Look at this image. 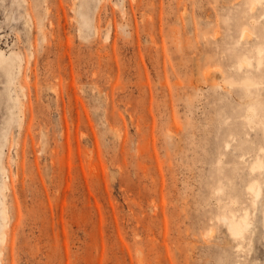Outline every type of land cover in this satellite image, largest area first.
I'll return each instance as SVG.
<instances>
[{
    "label": "rangeland",
    "instance_id": "obj_1",
    "mask_svg": "<svg viewBox=\"0 0 264 264\" xmlns=\"http://www.w3.org/2000/svg\"><path fill=\"white\" fill-rule=\"evenodd\" d=\"M73 2L0 0L2 264H264V1Z\"/></svg>",
    "mask_w": 264,
    "mask_h": 264
},
{
    "label": "bare ground",
    "instance_id": "obj_2",
    "mask_svg": "<svg viewBox=\"0 0 264 264\" xmlns=\"http://www.w3.org/2000/svg\"><path fill=\"white\" fill-rule=\"evenodd\" d=\"M96 1H99V0H74L71 6V10L74 12V14L72 15V20H76L77 25L80 26L81 30L83 29V25L84 26H90V25L94 26L95 21L93 17V7ZM251 1H252V6L254 7L256 4L262 3L264 0H251ZM29 16L31 18L30 13H29ZM238 17L239 15L237 16V18ZM239 28L242 30L241 35L245 39H248L250 37V34L248 33L249 30L246 27V25H244L243 23H239ZM259 43L260 45L258 47L257 52L259 55L258 64L260 65L262 63V56H264V35L261 36ZM229 54L230 56L233 57V61H235V63L236 62L238 63L237 65L238 68L241 66H244V62L250 63L247 54L243 52L241 53L239 50L235 48V46L230 47ZM23 62H24V57L21 52L17 53L16 55H13L12 53L10 55H6L5 52L0 51V64H3L4 66H6L7 68H9V70L12 68L13 69L21 68L23 66ZM244 79L246 83L249 84L250 86L258 82V80L252 77H247ZM17 100L19 101V107H20L19 117H23V114L25 113V109L23 108L24 104L20 98H17ZM256 107L259 113L258 121L264 124V107L262 106V104L257 105ZM13 113L16 114V112H13ZM7 141H8L7 134H4L0 137V175H1L0 176V212H1V216L3 219L7 217V208L4 206V200L1 196L4 190L8 188V184H7L5 177L7 176L9 172V168L4 164V160H3L4 146L6 145ZM256 165L257 164H254L252 166V169H255ZM261 166L262 164H260L259 167ZM250 188H251V191L253 192L254 197H258L263 191L262 183H260L259 181L251 182ZM219 218L222 221L226 222L231 232L237 236L243 237L245 232L251 229L252 227V220L250 219L248 210H246L245 213L240 217H238L233 212H230V213L223 212L221 213ZM6 236H7L6 232L1 230V227H0V240H5ZM1 252L2 251L0 250V264H2Z\"/></svg>",
    "mask_w": 264,
    "mask_h": 264
}]
</instances>
